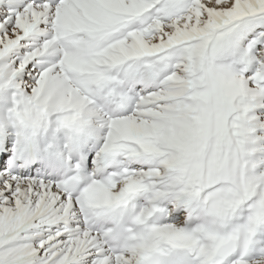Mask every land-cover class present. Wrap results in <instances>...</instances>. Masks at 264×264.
Here are the masks:
<instances>
[{
	"label": "snow or ice",
	"instance_id": "1",
	"mask_svg": "<svg viewBox=\"0 0 264 264\" xmlns=\"http://www.w3.org/2000/svg\"><path fill=\"white\" fill-rule=\"evenodd\" d=\"M0 264H264V0H0Z\"/></svg>",
	"mask_w": 264,
	"mask_h": 264
}]
</instances>
